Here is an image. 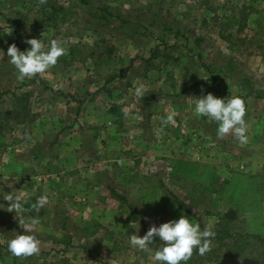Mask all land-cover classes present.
Listing matches in <instances>:
<instances>
[{"label": "rangeland", "instance_id": "374dc122", "mask_svg": "<svg viewBox=\"0 0 264 264\" xmlns=\"http://www.w3.org/2000/svg\"><path fill=\"white\" fill-rule=\"evenodd\" d=\"M30 37L64 40L66 52L20 81L6 50H25ZM0 49V243L32 216L41 239L38 254L7 250L0 264H156L130 235L189 213L215 232L192 264H264V0H0ZM208 92L243 96L246 143L218 138L217 123L195 114ZM173 110L167 129L141 126L147 113L162 123ZM79 137L88 158L64 160ZM142 137L153 148L136 144ZM175 158L198 164L191 176L173 171ZM205 165L225 180L220 190L205 189ZM9 191L31 203L15 213ZM221 224L248 238L244 254L227 253Z\"/></svg>", "mask_w": 264, "mask_h": 264}, {"label": "clouds", "instance_id": "9594fccd", "mask_svg": "<svg viewBox=\"0 0 264 264\" xmlns=\"http://www.w3.org/2000/svg\"><path fill=\"white\" fill-rule=\"evenodd\" d=\"M9 32V31H6ZM30 47L20 50L15 43L8 45L6 55L7 62L16 71V79L24 80L37 74H44L51 66L57 63L59 57L66 52V41L52 39L47 44L42 38L30 37L24 41ZM2 56L5 55L0 49ZM146 86L139 84L134 92L137 96H143ZM194 112L197 116L209 119L217 123L216 135L223 138L231 133L238 142H247V123L244 119L246 107L243 96L218 97L208 92L200 97H195ZM125 111V115H127ZM175 111L169 112L162 117V125L174 124ZM27 135V134H25ZM16 212L24 210L25 194L22 192L9 191L3 198ZM48 202L46 194L40 195L31 205L35 211H39ZM40 224L38 216L29 217L22 222L23 232L16 233L7 240V249L16 257L31 256L40 252L41 239L37 235L35 226ZM215 236L213 226L206 225L203 229L198 222L189 216L181 214L178 219H170L153 224L143 236L135 233L129 237V243L137 249L149 253L156 264H186L192 256L193 249L203 256L210 251L212 238ZM159 239L161 242L155 249L150 247Z\"/></svg>", "mask_w": 264, "mask_h": 264}, {"label": "trees", "instance_id": "16d2710c", "mask_svg": "<svg viewBox=\"0 0 264 264\" xmlns=\"http://www.w3.org/2000/svg\"><path fill=\"white\" fill-rule=\"evenodd\" d=\"M41 10L45 11L46 13L48 12L44 7H42ZM102 10H103V13L105 12V10L107 12H109L106 7L103 8ZM47 15L49 17H51V15H49V14H47ZM102 16L106 17V15H102ZM223 18L225 19L226 17L224 16ZM239 27H242L241 24H240ZM239 27H238V29H239ZM91 55H93V54L91 53ZM62 65L63 64H61V66ZM61 68H63V67H61ZM55 69H56V67H55ZM55 69H53V70H55ZM0 125H1V122H0ZM197 165L198 164L196 162H192V161H188V160H184V159H180V158H175L174 161L172 162L171 166H172L173 171L179 173V175L184 176V177H189V176H191V173L194 171V169H192L191 167H195ZM204 168H205V171L203 173H201V177H204V181L206 182L205 189H207L208 191H211V192L220 190L221 187L223 186V182L225 180L223 181V180L219 179V177L216 175V173H215V171H214L212 166L205 165ZM194 175H197L196 170H195V174ZM25 200H26V202L24 203V208H26V206L29 203H31V199L30 198H26ZM173 201H175L174 207H178L181 210L182 209H185L186 211L188 210L187 206L183 203V201H181L177 197L174 196L173 197ZM189 214H190V217H194V215H192L191 213H189ZM174 218L178 219L179 217L178 218L174 217ZM220 220H221V223L227 224L228 222L231 221V218L226 217L225 213H223L220 216ZM159 223H161V222H159ZM221 225H220V228L216 229L217 233L223 232L221 234V236H219L220 237L219 241H221V240H223L224 238H227V237L231 238V240H232L227 246V253L230 256H234L236 254H241V253L244 254L245 249L247 248L246 246L248 244L247 243V239L248 238L245 239L243 237L236 236V234L230 233V231L228 230V226L227 225H225V226L224 225L221 226ZM216 235H218V234H216ZM249 236L252 237V238H260V239L262 238V235H260L258 233L257 234L253 233L252 235H249ZM222 237H224V238H222ZM154 239H156V238L154 237ZM153 243H154V246L157 247V246H159V244L161 242L159 241V239H156ZM7 250H8L7 247L0 243V262H2L4 260V258L6 257ZM193 261H194V257H193V253H192V256L189 258V260L186 263L187 264H192Z\"/></svg>", "mask_w": 264, "mask_h": 264}, {"label": "crops", "instance_id": "0c3cea01", "mask_svg": "<svg viewBox=\"0 0 264 264\" xmlns=\"http://www.w3.org/2000/svg\"><path fill=\"white\" fill-rule=\"evenodd\" d=\"M182 91H184V88L183 89H181L179 92V96L182 94L181 92ZM180 100H183V97L181 96V99ZM164 116H166V115H164ZM150 117V113H147V115H146V121L145 122H142V124H141V126H144V125H146L149 129H151V130H154V131H156V130H158V129H160V130H165V129H167L168 127H169V124H166V125H162V123H154V122H149V118ZM140 126V125H139ZM116 131H117V128L115 129ZM72 133H75V132H71V134ZM76 135V133L75 134H73V136H75ZM80 142H81V137H79V140L77 141V143H70V145H68L67 146V148H68V151H69V154L67 153L66 155H64L63 157V159L64 160H67L68 162H75V159H77V158H79V159H87L88 157H86V156H83V155H81V154H83V153H79V152H83L82 150H81V147H82V145H80ZM175 142V141H174ZM136 144H140V145H142L143 147H144V149H151V148H153V143L151 144L148 140H146L145 138H141L140 139V141H138V142H136ZM154 145H156V144H154ZM164 145V144H163ZM176 146H179V144H177ZM175 146V147H176ZM182 145H180V147H181ZM186 147V146H185ZM177 148V147H176ZM163 151H168V150H163ZM200 150H197L196 152H194V154L196 155V156H198L199 154H200ZM66 170H62V171H59V170H56V172H61L62 174L65 172ZM45 172V171H44ZM46 173V172H45ZM44 174V173H43ZM59 178L61 177V175H57Z\"/></svg>", "mask_w": 264, "mask_h": 264}, {"label": "water", "instance_id": "95a60500", "mask_svg": "<svg viewBox=\"0 0 264 264\" xmlns=\"http://www.w3.org/2000/svg\"><path fill=\"white\" fill-rule=\"evenodd\" d=\"M225 216L229 217V218H232L234 216V212L229 210V211L225 212Z\"/></svg>", "mask_w": 264, "mask_h": 264}]
</instances>
